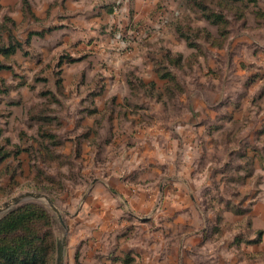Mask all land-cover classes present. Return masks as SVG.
Masks as SVG:
<instances>
[{
	"label": "rangeland",
	"instance_id": "obj_1",
	"mask_svg": "<svg viewBox=\"0 0 264 264\" xmlns=\"http://www.w3.org/2000/svg\"><path fill=\"white\" fill-rule=\"evenodd\" d=\"M134 1L0 0V206L64 225L0 219L46 208L39 264H264V0Z\"/></svg>",
	"mask_w": 264,
	"mask_h": 264
},
{
	"label": "trees",
	"instance_id": "obj_2",
	"mask_svg": "<svg viewBox=\"0 0 264 264\" xmlns=\"http://www.w3.org/2000/svg\"><path fill=\"white\" fill-rule=\"evenodd\" d=\"M225 22L222 14H212ZM138 28V25H129ZM37 31L33 34H41ZM10 48V47H9ZM5 52H14L15 48ZM2 66V65H1ZM4 157V155H3ZM52 218L43 205L29 202L20 205L0 219V264H39L53 247V238L45 242L44 227Z\"/></svg>",
	"mask_w": 264,
	"mask_h": 264
},
{
	"label": "water",
	"instance_id": "obj_3",
	"mask_svg": "<svg viewBox=\"0 0 264 264\" xmlns=\"http://www.w3.org/2000/svg\"><path fill=\"white\" fill-rule=\"evenodd\" d=\"M29 199H37L41 201H45L57 214L58 219L60 222H62V217L61 214L57 211V209L54 207L52 204L51 199L42 194V193H37V192H24L14 198H12L10 201L5 202L0 206V214L3 212H6L7 210L11 209L14 205L19 204L22 201L29 200ZM64 248H65V237L63 236L62 238L58 239L57 245H56V264H63V257H64Z\"/></svg>",
	"mask_w": 264,
	"mask_h": 264
},
{
	"label": "built area",
	"instance_id": "obj_4",
	"mask_svg": "<svg viewBox=\"0 0 264 264\" xmlns=\"http://www.w3.org/2000/svg\"><path fill=\"white\" fill-rule=\"evenodd\" d=\"M119 30L116 33V38L115 39H121L123 40L125 37H127L129 40L127 42L130 41H139L144 37L143 32L141 31L140 27L138 28H132L129 25H125V26H118ZM117 27V28H118Z\"/></svg>",
	"mask_w": 264,
	"mask_h": 264
},
{
	"label": "crops",
	"instance_id": "obj_5",
	"mask_svg": "<svg viewBox=\"0 0 264 264\" xmlns=\"http://www.w3.org/2000/svg\"><path fill=\"white\" fill-rule=\"evenodd\" d=\"M137 2L139 3V2H141V1H140V0H135V1H134V4L137 5ZM118 12H119V11H118ZM116 14H117V13H116ZM141 14H142V13H141ZM59 16H60V15H59ZM133 19H135V21L137 20L135 17H134ZM133 19H132V20H133ZM118 20H120V19L118 18ZM118 20H117V19H114V21H113V24L115 25V27H116L117 25L120 26V25H123V24H125V25H129V23L126 24L124 20H123V21H124L123 24L118 23ZM121 21H122V19H121ZM125 25H124V26H125ZM122 44H123V43H122ZM131 46H132V47L135 46L134 41L127 42V47H126V48L131 49V48H130ZM115 48H117V46H115ZM128 49H127V50H128ZM132 49H133V48H132ZM132 49H131V50H132ZM129 51H130V50H129Z\"/></svg>",
	"mask_w": 264,
	"mask_h": 264
}]
</instances>
